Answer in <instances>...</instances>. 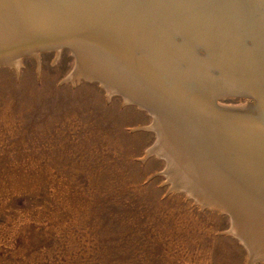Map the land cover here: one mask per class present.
I'll list each match as a JSON object with an SVG mask.
<instances>
[{"label":"rangeland","instance_id":"1","mask_svg":"<svg viewBox=\"0 0 264 264\" xmlns=\"http://www.w3.org/2000/svg\"><path fill=\"white\" fill-rule=\"evenodd\" d=\"M112 1L116 7L121 2ZM162 1H129L135 4L134 10L129 12L131 24L138 25L139 31L143 29L136 42L144 37L162 40L161 34L166 33L165 25L174 10L172 5L159 8ZM191 1V7L182 12L178 10L177 15L186 19L196 10H206L207 24L216 25V28L227 20L239 21L245 43L235 39L237 37L227 42H238L241 53L249 45L247 53L257 54L255 45L262 34L254 29L263 22L264 10L254 1L234 0V10L231 9L237 14L234 17H230L228 11L229 0ZM33 5L36 6L35 2ZM138 15H142L141 20L136 19ZM87 22L85 19L83 23L74 22L68 28L87 29L91 25ZM182 23L185 29L172 35L170 41L176 44L175 56H164L171 59L163 65L162 73L169 80L179 79L178 90L184 93L207 90L204 94L215 107L252 110V100L233 95L236 93L234 86L241 84L238 83L241 77L226 73V68L214 64L213 60L209 65L204 64L209 50L197 48L200 42L184 40L189 25ZM99 24L93 23L92 28L97 26L98 31L106 32ZM68 28L61 27L55 32ZM80 34L70 35V43L90 47L101 44L100 49L109 50L107 53L112 58L115 52L109 45L99 42V37H80ZM32 37L12 39L3 46L21 49ZM59 48L60 51L54 47L55 50L41 53L34 50L28 55L5 58L21 56L19 68L7 64L0 66V264H249L251 252L255 254L257 249L253 233L246 235V223L264 216V200L255 199L244 186L234 181L236 175L232 178L228 173L236 174L232 166L235 161L243 173L252 174L244 164L246 160L227 147L225 152L230 158L218 156L221 166L210 172L217 176L222 171L229 190H221L223 193L219 194L230 198L229 204L241 199L251 204L248 221L241 213L232 216L220 208L203 205L195 195L189 194L187 188L191 187L197 196L208 199L206 196L212 194L214 186L207 178L202 184L196 173L190 171L201 159L185 158L188 165L181 163L180 157L175 155L179 151L176 152L175 147L181 141L172 136L168 153L174 155L173 161L181 172L177 173V178L187 188L175 185L168 174L169 160L163 155L148 153L160 142L155 124L158 118L147 108L137 105L138 102L127 101L119 89L109 95L96 78L69 79L78 65L76 49L74 54L69 47ZM136 51V57H145L142 49ZM191 58L195 62L189 66ZM256 63L258 61H255L254 70L258 71ZM209 66L211 69L206 75ZM219 82L224 85L218 86ZM136 95L133 93V97ZM153 109L164 113L159 107ZM224 113L225 123L245 121L240 116L243 113ZM250 123L245 133L257 124ZM245 138L233 134L226 139L239 145ZM167 139L161 141L160 147L169 148ZM257 152L263 154L264 148ZM227 160L231 163L225 166ZM195 166L194 170H199ZM234 226L248 237L246 240L254 250L247 248L241 237L232 232ZM251 264H264V260L258 259Z\"/></svg>","mask_w":264,"mask_h":264},{"label":"bare ground","instance_id":"2","mask_svg":"<svg viewBox=\"0 0 264 264\" xmlns=\"http://www.w3.org/2000/svg\"><path fill=\"white\" fill-rule=\"evenodd\" d=\"M66 1L67 0H64V1L59 0V4H62L63 6L66 7L67 5H69L66 3ZM89 1L94 2V4L92 2L90 3ZM89 1H88L89 3H87L88 5L84 4L85 0H73V3L74 5L78 6L81 10H84L83 11L84 14H87V17L85 18V20H87L88 22L86 24L92 25L95 22H99L100 29L102 27V29L105 30L106 32L98 31V28L97 29L95 28V29H92V31L91 29H89V31L91 32L81 33L79 36L80 37H90V38L99 37V40H100L99 42L103 43V45L105 44V46L107 47L109 45V47L113 49L115 53L113 52L114 54L112 55V58H111L110 55L107 53L109 52V50L105 52L100 49L101 47H103L101 44H96L97 45V46L95 45L96 47L95 46L90 47V46H84V45L79 46L78 48H76V51H75L77 58H78L77 69L75 72H73L69 76V79L81 78L82 76L85 77V79L87 78L89 80H92V79L94 80V78H96L99 81H101V84L107 89L109 95L113 94L115 90L119 89V91L124 94L127 101H130V102L131 100L132 102L136 101V103L138 102L140 106L147 108L150 112L153 113L152 115H155L156 118H158L156 119L157 123L155 124H156V128L160 135L159 136L160 142L159 141L158 143L156 142V144L148 150V153H156L159 156L163 155L169 160L168 174L170 177H172L174 184L180 187L187 188L183 184V182L179 181L180 179L178 180L177 178L178 177L177 173L181 174V172H180V169L177 168L175 161H173L174 155L172 157V155L168 153L169 149L171 148L170 138H172V136L181 141V143H179L175 147L176 152L177 150H179L177 153L175 152L176 153L175 155L176 157L177 155L180 157L181 163L182 164L184 163V165H188L187 163L184 162L185 158L189 160L201 159V163H199L197 166L195 165L192 166V168L194 166L199 167L198 168L199 170H194V168L193 169L190 168V171L196 173L195 176L197 177V179H199V182H201L202 184H205L203 182H205L204 180L207 178L208 179L207 182H210L211 183L210 185L214 186L212 187V190H213L212 194L211 195L208 194L206 196L208 197V199L201 198L200 197L201 195L197 196L195 192L191 189V187L190 189L187 188L189 194L195 195L196 199L199 202H202L203 205L208 204L211 207L220 208L222 211L228 212L232 216H235V214L237 215L238 213L239 214L241 213L243 217H245V219H247L248 221V219H250L248 217L251 214V209H248L250 203L246 202L248 204H245L244 200L241 199V200H238L233 205L229 204L230 202H232L230 198L229 199L224 198L223 195L219 194L221 190L226 191V192H228L229 190L227 189V183H226L224 175L222 174V171L218 172L217 176H214L210 172V170H212L213 168H219L221 166L220 159H218V155H217L218 153L217 151H220L218 147L222 146L223 148L222 144L223 142H226L223 140H227L226 138L229 139L234 134V133L229 134L227 127L225 126L226 124L223 123L225 122L224 112L228 111L233 114H237L239 112V113L244 114L248 111H243L242 109L241 110L238 109L239 110L238 111L235 108L230 109V108H226V107L224 108L220 106L219 108L216 107L217 109H215L213 108L214 107L213 105H215V103L209 100L208 98H206L207 96L206 94H204L206 93L207 90H205V92L190 90L189 92L185 91L186 93L185 94L183 92L184 90L182 89L181 91L178 90L179 88L178 80L179 79L174 78V79H170V83L173 82L171 84L175 88L173 89L176 90L175 94L179 95L181 100H183L184 102H191V104H194V103H198L201 105L210 104L211 107L210 105H208L209 109L205 108L206 110L205 111L202 110V112L208 114L210 117L213 114L218 115V117L222 120L221 121L222 123L217 121L215 125L208 118H205L203 116L202 117L196 116L197 118L201 119V121H207V124L205 126L201 124L200 126L198 125V127H196V126H193L192 123H188L189 122L188 120L186 121L183 120V122L178 123V120H177L178 118L173 117L172 115L168 114L165 109H163L165 108V105L163 103L165 101L159 98L158 95H156V92H153L151 90V87L149 88V85L143 79L144 76L140 74L141 67L144 69H150V70L156 69L160 72L165 70V67L163 66L164 64H166L165 61L167 62L169 59L175 56L173 52L176 51L177 47L176 46L173 47L172 46L173 44L170 42V45L165 46L166 48H168L167 49L168 52L166 53L164 51L163 52L161 51V54H160L159 50L161 48L160 49L157 48L156 45L163 47L166 44L165 38H167L168 40L171 37L170 38V41H171L172 35L177 34V32H181V31L183 32L185 24H183L182 22H186V24L189 25V31H188L187 36H185L183 39L184 40L186 38L187 40L191 39L196 44L200 42L201 45H199L197 48L201 46L209 50V57L207 59H204L203 63L206 65H209L208 63L211 64L213 60L214 64L215 63L218 65L222 64V68H226L224 69L225 71H227L226 73L230 75H238L239 77H241L240 81L246 83L248 79L247 80L245 79L248 76H245V74H247L245 71H248L249 69H246V70L244 68L241 69L240 65L237 69H235V67L240 62L242 64L243 62L242 60L243 58L241 57L242 54L246 56L248 55L251 56V54L247 52L244 53V51H242L241 53V45L238 42H227L228 39H234L235 37H237L235 38L237 40L239 39L240 41L244 40L243 34L240 30L241 25L238 23H235L236 20L233 21L232 19L231 21L229 20L225 21L220 28H216V25L210 26L206 22V15L208 16L207 11L202 10V9L200 11L196 10L197 12H194L192 17H186V19H184V17L177 15V13L190 8L193 2L191 0H181V1L172 0L171 3H169L168 5H172L173 6L172 8L174 10L170 12L172 13V17L170 20L168 19L169 21H167V25H165L166 33L161 34L162 40H159L160 38L158 37L157 41L156 40L152 41L151 39L147 40L148 38L144 37L141 41L136 42L137 36L138 38H140V36L143 34V31H141L143 29H140L141 31L140 32L139 30L136 29V28H139L138 25L136 24L133 25V23L131 24L132 15L129 12H131V10H134L135 4H131V2H129L130 0L129 1L121 0L119 5L116 7V5L114 4L115 1L113 2L112 0H103V1L89 0ZM111 1L112 3H110V5L108 6V2H111ZM251 1H254V3L256 4L257 7H259V9L264 10V0H251ZM34 2L36 6L33 5ZM104 2L107 3V6L103 7L101 5ZM20 4H22L23 11L21 10V7L18 8ZM240 5H243V3H241ZM4 7H8V9H3ZM47 9H48V5L46 4L45 0H0V45H5V43L9 42L12 39L13 40L14 39L18 40L22 38L27 39L28 37H32L34 33L42 32L44 30L55 32L59 30V28L61 27L68 28V26L73 24L71 21H70V25L66 23L60 24L66 21L61 18L56 19L58 16L56 15L57 17H55L54 14L49 13V12L47 13ZM191 9H194V8L192 7ZM89 12L93 14L90 15ZM187 13L190 14V12H187ZM232 14L233 13H231L230 15L232 16ZM168 16L169 15H167L166 18ZM102 17L104 18L100 19ZM176 17H178V20ZM214 17L216 18V16ZM141 18H142V15H138L136 19L141 20ZM100 20H103V22L101 23ZM80 22H81V19H80ZM173 23L174 25H172ZM104 25H107L108 28L104 27ZM239 25H240V28H239ZM179 27H182L181 31ZM174 30L176 31L173 32ZM254 31L259 32V34L264 33V20L260 25L256 27V29H254ZM132 39L134 40L132 41ZM256 46L257 45H255V47ZM56 48L58 51H60L59 46ZM194 48L192 49L194 50ZM136 49H142L143 52H146L145 57L142 59L136 57L134 55V50L136 51ZM190 50H187V51L189 52ZM256 52H258V50ZM228 54L230 55L229 57L227 56ZM252 55H254L255 57L256 53ZM164 56L171 57V58H165ZM211 57H214V59H211ZM220 57L223 59L224 62L220 59ZM151 59H153L155 62H147L148 64L144 63L145 61L151 60ZM174 61L175 60H173L172 63H174ZM255 61H258V60H252V65L250 67H253V68L255 67ZM1 62L2 63L0 64H7L8 66L10 65V66H15L16 68H19L21 65V56L10 58V59L8 58L5 60L3 59ZM188 62L190 66L195 61L193 60V58H191L190 61ZM231 65L232 67H229ZM256 65L258 66L259 64L256 63ZM175 66H177V64H175ZM209 69H211L210 66L207 67V69L205 70L206 75H208L207 71H209ZM225 77H230V76L226 75ZM184 81H189V80L184 79ZM238 83H241V82H238ZM143 89H146L147 91L143 92ZM235 89L238 90L237 88ZM133 93L137 94L136 97H133ZM155 107H159L163 109L164 113L162 112L161 114L157 112L155 109H153ZM254 127L252 130L250 129V131H246L247 138H245V141H241V144H243L245 148H248L247 151H249V153H251V155L254 156V157H252L251 155L249 156L251 160L248 161V163L244 161V164H247L248 171L252 172V175L253 174L256 175L257 169H261V168L264 169L263 168L264 167V159H263L264 154L260 153V155H258V152L257 151L255 152V148H257V144L255 145V143L253 142L254 140H252V137H251V136L256 135L254 131ZM196 134H198L199 136ZM166 139L169 140L167 141V144H169L168 145L169 148H167V146L160 147L161 141L163 142ZM221 141L223 142L219 143ZM251 149L252 150L254 149V151L250 152ZM180 151H182L183 153L182 155H180ZM235 151L236 153L241 152L237 149ZM261 151L263 150L261 149ZM254 153L257 157L254 155ZM224 158L227 159L230 157L225 156ZM256 162H258L257 165L255 164ZM235 164L236 162L234 161L232 166L234 167L236 171V176L237 175L240 176L241 174L242 179L246 178L245 176L247 175L239 169L238 167L239 165L237 164L235 165ZM253 167L254 168L256 167L257 169L254 171ZM262 171L263 170H257L258 175H256L255 177L257 178L262 177L261 175ZM240 185L244 186L242 184ZM251 196H253L257 200L258 198L261 200H264V195H261V194H258L256 196L252 194ZM223 198L226 200H223ZM212 201H214V203H212ZM227 201H230V202L228 203ZM240 219L242 218L240 217ZM250 221L252 222H249V223L245 222L248 227L246 231V235L253 233V237L256 239L255 241L256 244L254 243L255 244L254 247L255 249H257V253L255 254L252 253L253 252L252 250L254 249H251V245L246 240L248 237L246 238L245 237L246 235L245 236L242 235L241 232L238 231V228H236L237 226L236 227L234 226L235 228L232 230V232L235 235H237L238 237L239 236L241 237V241L247 246V248L251 249L252 252H251V258H249L250 259L249 264H251L253 261H256L258 259L264 260V216L263 217L261 216V218H257V220L255 219V220H250ZM250 239H251V236H250Z\"/></svg>","mask_w":264,"mask_h":264},{"label":"water","instance_id":"3","mask_svg":"<svg viewBox=\"0 0 264 264\" xmlns=\"http://www.w3.org/2000/svg\"><path fill=\"white\" fill-rule=\"evenodd\" d=\"M88 1L85 0L84 4L88 5L87 3L90 2V1L89 2ZM171 1L170 0H163L162 3H160L161 5L159 6V8L167 7V5L169 3H171ZM176 1H178V0H176ZM179 1H181V0H179ZM202 1H204V0H200L199 3H201ZM45 2L48 5L47 13L48 12L52 13L55 15V17L58 16L56 19L61 18V19H64L66 21V22H63L60 24L66 23V24L70 25V21L72 23L80 22V19H81V22H83L84 19L87 17V14L83 13L84 10H81L78 6L74 5L73 0H67L66 3L69 4L70 6L67 5L66 7L63 6L62 4H59V0H45ZM68 2H70V3H68ZM160 2H161V0H160ZM92 3L94 4V2H92ZM111 3H112V1H111ZM158 3H159V1H158ZM235 3H236V1H235ZM235 3H234V0L233 1L229 0L228 11L230 13H233L232 14L233 17L236 15V13L234 14V12H231V9H232V11L234 10ZM20 7H21V10L23 11L22 4H20L18 8H20ZM160 10L162 11V9H160ZM230 17H231V15H230ZM235 23H239V21L238 22L236 21ZM92 26L93 25H89V27H87V29L84 27L76 28L77 27L76 26V27H73L71 29L68 28L66 30H62V31L60 30L59 32H53V31L50 32L49 30L37 32V33H34L35 37H32L31 39H28L25 41L26 44L21 49H17V48L16 49L15 48L9 49V48H7L8 46L4 47L2 45V46H0V63H2L1 61L3 59L10 57L12 55H17V54L28 55L30 51H34V50H39V52L41 53L42 51L55 50L54 47H58V46L61 47L62 49L65 47H69L72 49V51L74 53V50L76 48H78L79 44L70 43V41L68 40L69 36L72 35L73 33H76V32H80V33L88 32L89 33L93 29ZM94 27L97 28V26H94ZM179 28L181 31L182 27H179ZM239 28H240V25H239ZM89 29H91V31H88ZM242 30H243V28H242ZM175 31L176 30H174L173 32H175ZM237 32H238V30H237ZM170 38L168 40H167V38H165L166 44L163 47L156 45L157 48H159V49L161 48L159 50L160 54H161V51L162 52L164 51L166 53L168 52L167 51L168 48H166L165 46L170 45ZM241 41H244L243 43H245V38H244V40H241ZM13 45H10V47H12ZM172 46L175 47L176 44H173ZM49 47H52V48H49ZM255 49L258 50V52H257L258 54L255 55L257 59L252 54H251V56L250 55H248V56L244 55L243 59H242L243 60L242 64L240 62L235 67V69H237L240 65L241 69L242 68H244L245 70L249 69L248 71H246L247 74H245V76L249 77V78H247L248 79L247 83L239 81V82H241V84H236V86L233 85L235 88L238 89V90H236V93L233 95L247 97L248 99L253 101V102H250V108L252 110H249L245 114L240 115L241 117L245 118L244 123H241V122H235L234 123L232 121H229V123H225V122H223V123L226 124L225 126L227 127L229 134L230 133L241 134L242 136L246 137L247 135H246L244 130H246L247 127H249V125L251 124L250 122H253V124H254V122H256L257 123L255 125L256 127H254V131H255L256 135L255 136L250 135L252 137V140H254L253 142L255 144H257L258 148L255 149V152H256V151H260L261 147L262 148L264 147V33L259 38L258 44H257ZM248 50H250V46L246 45V47L244 48V53L248 52ZM252 60H258V64H259L258 67L256 65V68H258V72L254 71L255 67L254 68L250 67L252 65ZM147 62H155V61L153 59H151V60L145 61L144 63L148 64ZM165 63H167V62L165 61ZM2 65H4V64H0V66H2ZM140 74L144 76L143 79L149 85V88L151 87V90L153 92H156V95H158L159 98H161L163 101H165V102H163L165 105V108H163V109H165L168 114L172 115L175 118H178L177 119L178 123L183 122V120H185V121L188 120L189 121L188 123H192V125L196 126V127H198V125L200 126L201 124L204 126L207 124V121H201V119L197 118L196 116H199V117L203 116L205 118H208L209 120L212 121V123L215 122L214 123L215 125H216L217 121H219V122L222 121L218 117V115L213 114L210 117L208 114L202 112V110L203 111L206 110L205 108L209 109L208 105H210V104H203V105L198 104V103L191 104V102H184L183 100H181L179 95L175 94V90H174L175 88L170 83L169 78L165 74H162V71L160 72L156 69L155 70L144 69L141 67ZM164 75H165V77H164ZM223 85H224V82H219V84H218V86H220V87H222ZM226 95H231V94H226ZM137 105H139V104H137ZM210 107H211V105H210ZM213 108L217 109L215 106ZM257 109L259 110V112L257 111ZM231 127L235 128V129H233ZM219 143H222V142H219ZM222 145H223V148H222V146H220L221 148L218 147V149H220V151H217L218 152L217 155L218 156L220 155L221 158H223L225 156L227 157L228 153L225 151L227 150V147H229L230 151H231V149L235 151L236 148H239L241 150V152L238 153V156L240 157V159L244 158V160H246V163H248V161L251 160V158L248 157L251 153H249V151H247L248 148H245V146L241 145V143H239V145H237V143L234 140H230V141L226 140V142H224ZM224 146H226V147H224ZM250 152H252V151H250ZM230 163L231 162H229L228 160L225 161V166H227L226 164H230ZM255 164L257 165L258 162H256ZM256 169H257L256 167L255 168L253 167L254 171ZM257 170H263L262 174H261L262 177H258V178L255 177L256 175H258ZM257 170H256V175L253 174L254 175L253 176L250 173L249 175L245 176L246 178H244V179L241 178V174H240V176L237 175L236 176L237 178H234L236 175L235 172L229 171L228 173L230 174V176L232 178H234V181L244 185L245 188L250 193H252L253 195H255V196L258 194L264 195V187H263V185H264V169L261 168V169H257ZM258 183H260V184L258 185Z\"/></svg>","mask_w":264,"mask_h":264}]
</instances>
